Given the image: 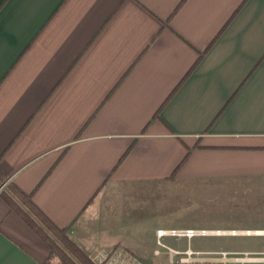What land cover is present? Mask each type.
<instances>
[{
	"label": "crops",
	"instance_id": "0c3cea01",
	"mask_svg": "<svg viewBox=\"0 0 264 264\" xmlns=\"http://www.w3.org/2000/svg\"><path fill=\"white\" fill-rule=\"evenodd\" d=\"M229 163L264 170V0H0V191L89 255L115 193ZM0 264H59L1 195Z\"/></svg>",
	"mask_w": 264,
	"mask_h": 264
},
{
	"label": "rangeland",
	"instance_id": "374dc122",
	"mask_svg": "<svg viewBox=\"0 0 264 264\" xmlns=\"http://www.w3.org/2000/svg\"><path fill=\"white\" fill-rule=\"evenodd\" d=\"M233 167L229 163L212 175V182L201 176L205 181L195 185L133 186L124 195L115 193L109 201L116 215L111 229L117 232V241L153 264L166 260L165 255H152L156 225L264 229V170ZM166 243L174 241L166 239ZM192 245L205 250L264 251V236L209 237L195 239Z\"/></svg>",
	"mask_w": 264,
	"mask_h": 264
},
{
	"label": "built area",
	"instance_id": "2783aa9c",
	"mask_svg": "<svg viewBox=\"0 0 264 264\" xmlns=\"http://www.w3.org/2000/svg\"><path fill=\"white\" fill-rule=\"evenodd\" d=\"M223 236H264V229L159 227L154 231L156 247L152 255H165L166 260H155L153 264H264V251L205 250L192 245L195 239ZM166 239H172L174 244L166 243ZM91 259L95 264H151L145 258L118 247L97 250L91 254Z\"/></svg>",
	"mask_w": 264,
	"mask_h": 264
},
{
	"label": "trees",
	"instance_id": "16d2710c",
	"mask_svg": "<svg viewBox=\"0 0 264 264\" xmlns=\"http://www.w3.org/2000/svg\"><path fill=\"white\" fill-rule=\"evenodd\" d=\"M125 152L119 160H121ZM187 156L188 153L185 155L183 161ZM180 164L172 171L171 177L176 175ZM4 181L5 177L0 173V183ZM0 195L5 199L9 208L19 214L48 245L50 256L57 258L59 264H95L88 254L70 238L67 233V228L55 225L34 204L30 194L24 193L16 185L8 182L0 191Z\"/></svg>",
	"mask_w": 264,
	"mask_h": 264
}]
</instances>
